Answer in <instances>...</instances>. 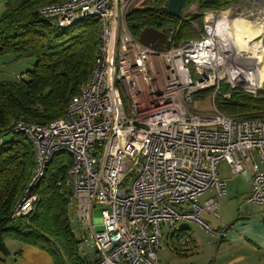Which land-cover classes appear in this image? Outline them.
Instances as JSON below:
<instances>
[{
  "label": "built area",
  "instance_id": "built-area-1",
  "mask_svg": "<svg viewBox=\"0 0 264 264\" xmlns=\"http://www.w3.org/2000/svg\"><path fill=\"white\" fill-rule=\"evenodd\" d=\"M150 1L64 0L39 8L59 27L95 17L100 43L92 72L63 117L46 124L15 122L14 130L33 145L35 167L11 216L32 211L37 200L32 189L51 157L69 153L67 216L77 254L88 264H155L161 227L174 231L178 221L193 220L205 228L201 211L218 217L215 198L225 193L216 175L222 161L240 174L252 161L246 201L264 207V118L228 115L214 102L223 84L228 87L224 98L231 89L255 95L258 88L245 87L228 61L224 33H217L221 11L229 19L235 4L257 1L255 9L264 12V0H238L204 12L197 38L176 40L174 26L162 27L165 42L156 46L139 41L125 21L129 12L149 7ZM209 89L213 110L192 111L193 95ZM129 163L133 173H128ZM211 189L215 196L198 204ZM96 209L99 218L93 216Z\"/></svg>",
  "mask_w": 264,
  "mask_h": 264
},
{
  "label": "trees",
  "instance_id": "trees-1",
  "mask_svg": "<svg viewBox=\"0 0 264 264\" xmlns=\"http://www.w3.org/2000/svg\"><path fill=\"white\" fill-rule=\"evenodd\" d=\"M63 1L6 0L0 15V56L34 59L32 69L20 73L23 77L0 79V256L9 255L4 241L11 238L46 251L54 264H88L77 254L78 242L67 216L70 188L66 172L72 162L69 153L61 151L51 157L32 189L37 197L32 211L11 216L35 167L33 145L22 132L14 130L15 122L46 124L63 117L68 102L89 78L98 52V19L84 17L59 27L39 12L44 5ZM167 2L158 0L154 6L129 12L125 21L130 32L138 37L145 27L160 29L172 25L176 40L197 38L204 12L238 0H186L182 10L196 4V11L182 15L181 10L176 16L167 13ZM226 89L227 84H223L214 97L219 111L244 118H264V88L256 95L231 89L230 97L224 98L221 94ZM185 236V227L172 232L173 249Z\"/></svg>",
  "mask_w": 264,
  "mask_h": 264
},
{
  "label": "rangeland",
  "instance_id": "rangeland-1",
  "mask_svg": "<svg viewBox=\"0 0 264 264\" xmlns=\"http://www.w3.org/2000/svg\"><path fill=\"white\" fill-rule=\"evenodd\" d=\"M157 1L158 0H151L149 2V5L154 6ZM235 5L238 8L236 10L231 9L229 14L230 20L236 17H241L239 21L244 19H246L247 21H256L258 17H261L264 14L262 11H258L257 9H255L259 8L257 1H244L242 4L238 3ZM246 8L252 10L248 12L246 11ZM196 9V4L188 5L182 10V15L193 13L196 11ZM258 37L250 43H253L254 41H258L260 39L264 44V31L263 34L259 38ZM17 60H20V62L17 63L18 65H14L13 67H11L12 69L21 70L22 73H25L27 70L32 69L34 63L33 58H18ZM260 75L263 77L264 71H261ZM10 76L12 75L10 74ZM263 88L264 83H262L261 86L257 88V90L255 91V95L258 94V92ZM200 92H202L201 95H199L200 93L193 95L192 102L190 104L192 111H212L214 108V103L212 100L213 90L209 89ZM253 154V158H255V160L258 162L257 153L254 151ZM246 163L248 167V173H246L244 176L240 173L232 174L226 162L222 161L217 165V176L224 182L225 185V193L222 196L215 198L218 204V208L216 210L218 217H216L212 213L201 211L200 218L207 225L205 228L201 227L199 223L193 220H180L177 222L178 226L185 227L182 225H186L187 233L196 240V245L194 247L183 251L173 249L171 245L172 243L169 239L173 228L169 226L161 227V246L155 252V264H213L215 257H217V263L219 264L221 261L230 260L240 254H251V251L246 249V247L244 246H240L239 244L230 246L228 243L223 244L220 252L218 253L217 247L220 243L224 242V240L219 242L218 238L220 237V235H217L214 232L216 231L218 233V230L221 231L220 229L224 227L223 224L228 226L231 222L235 221L243 214L251 213L253 209H263L261 205L247 203L246 201V198L248 197L249 191L251 189V184L247 177H251L250 174L252 169V161L249 160ZM128 168V173H130V171H132L133 173L134 166L132 163L128 164ZM215 193V189L206 191L198 198V204H202V202L210 196H215ZM184 207H186V205H184ZM93 216L95 218H99L100 211L96 209L93 213ZM96 228L101 229V226H97ZM212 232L214 235H212ZM4 243L8 251L13 248L12 244H15L13 241H8V238L5 239ZM181 247V249H184L186 247H190V245H181Z\"/></svg>",
  "mask_w": 264,
  "mask_h": 264
},
{
  "label": "crops",
  "instance_id": "crops-1",
  "mask_svg": "<svg viewBox=\"0 0 264 264\" xmlns=\"http://www.w3.org/2000/svg\"><path fill=\"white\" fill-rule=\"evenodd\" d=\"M5 1L6 0H0V15L4 11ZM18 62H20V60L14 58L13 55H1L0 79L12 80V78H14L13 75L14 73L16 74L22 73L21 70L11 68L14 65H18L17 64ZM10 74L12 76H10ZM253 152L252 155L254 156ZM255 162L257 161L255 160ZM257 163L259 164V158ZM246 173H248L247 163H246V172L243 174V176ZM252 174H253V168L251 169V174H250L251 177L250 176L247 177L250 181V184H251ZM182 226L186 227V225H182ZM223 226L224 227L220 229L221 231L218 230V234L220 235L218 241L221 242L224 240V242L218 245L217 252L218 253L220 252L223 244L228 243L230 246L234 244H239L240 246H244L246 247V249L251 251V254L250 255L240 254L230 260L221 261L219 264H264V207L263 209L260 208L253 209L251 213L243 214L241 217L231 222L230 225L227 226L223 224ZM180 227L181 226H179V228ZM214 232L215 234H217L216 231ZM171 234L169 236V239L171 237ZM212 235H214L213 232ZM187 240H191V243L186 242ZM8 241H13L15 244H12L13 248L10 249L9 251L10 253L6 258L0 256V264H2L3 262H4L3 264H54L52 257L46 251L36 246L22 243L20 241H16L15 239L13 240L11 238H8ZM181 245H188V246L190 245V247L181 249L182 248ZM195 245H196V240L193 239L192 236H190L187 233V236L180 238L176 242L175 250H179V251L188 250L194 247ZM213 264H218L217 257H215Z\"/></svg>",
  "mask_w": 264,
  "mask_h": 264
},
{
  "label": "bare ground",
  "instance_id": "bare-ground-1",
  "mask_svg": "<svg viewBox=\"0 0 264 264\" xmlns=\"http://www.w3.org/2000/svg\"><path fill=\"white\" fill-rule=\"evenodd\" d=\"M221 13L223 16L217 24V33H222V31L224 33V42L228 48V61L234 64L235 72L244 78L243 84L245 87L252 88L261 86L264 83V75L262 77L260 71L254 66L256 62H259L261 68L264 70V50L262 53V42L260 39L253 43L250 42L263 34L264 14L258 17L256 21H247L246 19L239 21L237 17L234 22L230 23V20L225 16L226 10H222ZM230 24L234 26L231 31L229 29ZM220 25L224 27H220ZM230 35H233L235 39L231 38ZM233 40H236L237 44H233Z\"/></svg>",
  "mask_w": 264,
  "mask_h": 264
},
{
  "label": "water",
  "instance_id": "water-1",
  "mask_svg": "<svg viewBox=\"0 0 264 264\" xmlns=\"http://www.w3.org/2000/svg\"><path fill=\"white\" fill-rule=\"evenodd\" d=\"M186 0H168L167 2V13L176 16L178 15ZM138 39L144 44H151L152 46H156L157 44H163L165 42V38L162 32L158 29H154L151 27L143 28L139 34ZM168 43L166 44V46Z\"/></svg>",
  "mask_w": 264,
  "mask_h": 264
},
{
  "label": "flooded vegetation",
  "instance_id": "flooded-vegetation-1",
  "mask_svg": "<svg viewBox=\"0 0 264 264\" xmlns=\"http://www.w3.org/2000/svg\"><path fill=\"white\" fill-rule=\"evenodd\" d=\"M236 18H237V17H236ZM236 18L231 19V20H230V23L234 22ZM238 18L240 19L241 17H238ZM233 28H234L233 24H230V28H229L230 31H231ZM230 37L233 38V39H235L233 35H230ZM232 43H233V44H234V43L237 44V41H236V40H233ZM261 45H262V51H263V50H264V44L261 43ZM262 53H263V52H262ZM263 56H264V54H263ZM254 67H256V69H258L260 72H261V71H264V70L261 68V65H260L259 62H256Z\"/></svg>",
  "mask_w": 264,
  "mask_h": 264
}]
</instances>
